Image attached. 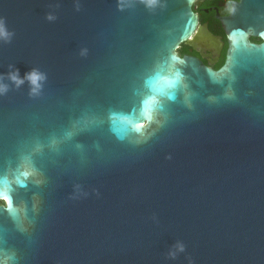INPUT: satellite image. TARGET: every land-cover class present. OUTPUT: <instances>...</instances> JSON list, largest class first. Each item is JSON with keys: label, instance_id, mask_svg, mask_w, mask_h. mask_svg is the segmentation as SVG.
Returning <instances> with one entry per match:
<instances>
[{"label": "water", "instance_id": "water-1", "mask_svg": "<svg viewBox=\"0 0 264 264\" xmlns=\"http://www.w3.org/2000/svg\"><path fill=\"white\" fill-rule=\"evenodd\" d=\"M197 1L0 0V194L19 210L0 207V259L264 264V0L223 21L217 71L176 52ZM174 60L183 85L149 119L145 81Z\"/></svg>", "mask_w": 264, "mask_h": 264}, {"label": "flooded vegetation", "instance_id": "flooded-vegetation-1", "mask_svg": "<svg viewBox=\"0 0 264 264\" xmlns=\"http://www.w3.org/2000/svg\"><path fill=\"white\" fill-rule=\"evenodd\" d=\"M239 0H200L192 10L197 15L198 24L188 41L176 49L180 58H192L214 71L220 69L228 49L227 32L223 21L232 14ZM249 43L260 45L262 38L249 35Z\"/></svg>", "mask_w": 264, "mask_h": 264}, {"label": "clouds", "instance_id": "clouds-1", "mask_svg": "<svg viewBox=\"0 0 264 264\" xmlns=\"http://www.w3.org/2000/svg\"><path fill=\"white\" fill-rule=\"evenodd\" d=\"M50 20L52 17H48ZM8 33L6 32L3 22L0 21V37H6ZM180 61H173L168 67L158 68L151 77L145 81V87L148 89V95H146L142 101V115L153 119L156 112L162 107L165 100H174L176 95V90L183 85V75L180 69L176 66ZM4 76H0V94L5 93L8 90V85L4 83ZM44 76L37 70H32L25 74L23 78L20 77L18 70H10L7 74V80L14 84L16 87L22 86L27 82L32 91L36 92L40 86L41 81ZM144 127L141 125L140 128ZM140 128H136L137 132ZM71 135V134H69ZM24 168L23 175L25 177L34 175V172L27 168L26 165H22ZM0 207H4L10 211V213L15 216L19 211L18 209L12 208L10 206V200L7 195L0 194ZM177 251L182 252L183 245L178 244L176 246ZM173 257L175 252L170 253ZM0 264H8V260L0 259Z\"/></svg>", "mask_w": 264, "mask_h": 264}]
</instances>
